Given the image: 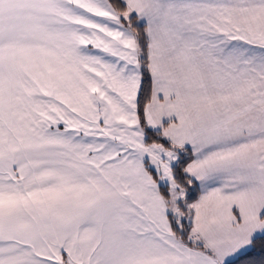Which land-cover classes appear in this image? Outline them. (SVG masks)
Instances as JSON below:
<instances>
[{"label":"snow or ice","instance_id":"1","mask_svg":"<svg viewBox=\"0 0 264 264\" xmlns=\"http://www.w3.org/2000/svg\"><path fill=\"white\" fill-rule=\"evenodd\" d=\"M0 264H264V0H0Z\"/></svg>","mask_w":264,"mask_h":264}]
</instances>
